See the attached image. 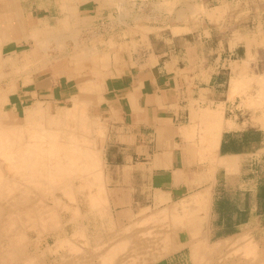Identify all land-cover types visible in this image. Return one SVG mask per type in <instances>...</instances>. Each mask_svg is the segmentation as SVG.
Instances as JSON below:
<instances>
[{
	"label": "crops",
	"instance_id": "obj_1",
	"mask_svg": "<svg viewBox=\"0 0 264 264\" xmlns=\"http://www.w3.org/2000/svg\"><path fill=\"white\" fill-rule=\"evenodd\" d=\"M22 1L0 0V69L16 67L20 45L33 43L12 68L28 73L50 35L60 59L43 66L40 79L26 74L35 86L10 102L54 101L59 116L74 107L103 164L116 219L154 216L145 223L160 240L155 235L158 253L149 252L161 256L148 264H193L196 247L264 232V0H40L37 8ZM84 5L97 27L94 47L74 31L82 22L75 8ZM69 29L74 44L64 53ZM51 73L75 84L54 75L53 82ZM86 106L105 121L106 168L91 135V124L101 126Z\"/></svg>",
	"mask_w": 264,
	"mask_h": 264
},
{
	"label": "bare ground",
	"instance_id": "obj_2",
	"mask_svg": "<svg viewBox=\"0 0 264 264\" xmlns=\"http://www.w3.org/2000/svg\"><path fill=\"white\" fill-rule=\"evenodd\" d=\"M46 38L38 43L44 59L26 68L29 75L60 59L52 43L57 37ZM24 70L0 69V264H148L159 257L149 252L160 240L149 226L154 216L123 225L113 216L103 164L74 107L59 116L38 98L20 113L10 102L20 83L31 82ZM204 246L192 252L193 264H264V235L243 232Z\"/></svg>",
	"mask_w": 264,
	"mask_h": 264
},
{
	"label": "rangeland",
	"instance_id": "obj_3",
	"mask_svg": "<svg viewBox=\"0 0 264 264\" xmlns=\"http://www.w3.org/2000/svg\"><path fill=\"white\" fill-rule=\"evenodd\" d=\"M51 2H53L54 0H50ZM68 1V0H67ZM40 2V0H23L22 1V4H23V7H25V8H30V6L31 5H33L35 8H37V5H38V3ZM147 2H152L151 0H147ZM154 4V3H153ZM4 8V7H3ZM81 10H82V12H80L79 11V8H78V6H77V9L75 8V11H76V17H77V20H79V19H81L82 20V22H80V21H77L78 22V24H76V28H74V31H78V38H79V40L81 39V41H83V40H85L86 38H88V40H89V42H90V44H92V46L94 45V41H93V38H95V36H96V23H95V21L94 22H92V20L89 18H86V14L88 13V12H86V10L87 9H91V5H84V6H82L81 8H80ZM167 10V9H166ZM52 12H53V15H55L56 14V9H55V7H53V10H52ZM88 14H90V12L88 13ZM41 15V14H40ZM63 15V14H62ZM54 17V16H53ZM55 17H57L56 15H55ZM86 19H88V21L86 20ZM56 18H52L51 19V22L49 23L50 25H56ZM85 22V23H84ZM104 24H105V22H104ZM66 35H65V37L63 38V45H62V52H64V53H68V52H70L71 51V49L73 48V44H74V38H72V36L69 34V33H71V30L69 29V30H67L66 32ZM33 44V43H32ZM32 44H28V43H25V42H23L21 45H20V47H19V50H18V55L16 56V57H13V59L16 61V67H11V73L9 74V75H11V74H14V72H13V70H12V68H19V63H23V62H25V60H26V57L25 56H23L22 55V53L23 52H25V51H27L28 49H29V47L32 45ZM32 47V46H31ZM94 47V46H93ZM97 47L95 46V48L94 49H96ZM40 48H35V50H37V54L36 55H34L35 57H36V60H39V59H41V52L40 53H38V50H39ZM50 50H49V52H50V54H53L54 52L52 51V50H54L53 49V45L51 44V46H50V48H49ZM56 52H58V50L57 51H55V53ZM34 57V58H35ZM36 60H35V63H36ZM65 60H66V63H65V66H67V64H68V60L65 58ZM48 67V66H47ZM68 67H70V66H68ZM30 68H33V66L32 67H30L29 66V69ZM47 69V68H46ZM46 69H44V70H42L41 68L39 69V70H36V69H32V70H34V72H33V76H35L37 79H40V78H42L43 77V72L46 70ZM15 71V70H14ZM67 72V71H66ZM68 73V72H67ZM15 75V74H14ZM53 75H54V77L57 75V74H53V73H51V81H55V80H57V81H60L61 83H65L66 81H68V83H70V84H75V80H72L71 78H70V80H67V78H66V76H64V75H58V76H56L55 77V80H54V77H53ZM58 78H59V80H58ZM69 79V78H68ZM18 83H20V81H18ZM17 83V84H18ZM35 85H34V83H29L28 85H21V83H20V85H18L17 86V90H20V91H22V90H26V89H28V90H31L33 87H34ZM24 88V89H23ZM49 89L50 88H46V89H44L43 91H44V93H48L49 92ZM71 105L72 103H71V101H66L65 103H62V104H60V105ZM22 107L23 106H19L18 107V110H19V112L21 113V111H22ZM59 107H66V106H59ZM67 107H71V106H67ZM54 108H56V103L53 101V103L51 104V109H53L54 110ZM86 114L88 115V116H92L93 117V119H97V122L99 121V123H100V126H101V131L98 129V126H96V125H92L91 124V127H92V131H91V135H92V137H93V140L95 141V140H98L99 141V144H100V146H101V150L103 151V162H104V166H105V168L108 166V164H107V159H106V126H105V121H104V119L98 114V112H97V110H96V106H86ZM95 119V120H96ZM96 126V127H95ZM119 211H113V216L115 217V219L118 217V215H119ZM112 216V217H113ZM119 217H121L120 215H119ZM124 222H126V223H124ZM121 223H122V225L123 224H127L128 223V220H125V221H121ZM121 225V224H120ZM137 225V224H136ZM135 225V227H137ZM134 229H137V228H134ZM264 235V232H258L257 233V237H260V236H263ZM110 241H112L111 239H110ZM83 241H81V243H80V245H81V247H83L84 246V244L82 243ZM85 247V246H84ZM125 251V250H124ZM123 254H125V253H123Z\"/></svg>",
	"mask_w": 264,
	"mask_h": 264
}]
</instances>
